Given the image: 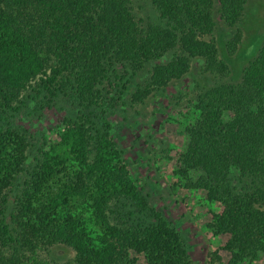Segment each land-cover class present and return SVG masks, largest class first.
Returning a JSON list of instances; mask_svg holds the SVG:
<instances>
[{
  "label": "trees",
  "instance_id": "obj_1",
  "mask_svg": "<svg viewBox=\"0 0 264 264\" xmlns=\"http://www.w3.org/2000/svg\"><path fill=\"white\" fill-rule=\"evenodd\" d=\"M149 1L164 22L143 23L131 0H0V106L14 108L32 86L70 84L89 107L114 65L140 70L171 51L131 93L142 102L198 61L218 79L197 93L178 172L188 178L200 169L188 185L222 203L208 227L230 234L232 263L264 254V105L249 95L264 93V40L239 80H226L228 64L211 37L215 0ZM245 1L218 0L220 17L236 26ZM241 38L237 27L230 53ZM106 119L94 126L86 113L65 118L47 148L27 129L0 123V264H133L130 248L146 264H193L182 234L129 175ZM53 244L73 255L42 258Z\"/></svg>",
  "mask_w": 264,
  "mask_h": 264
},
{
  "label": "rangeland",
  "instance_id": "obj_2",
  "mask_svg": "<svg viewBox=\"0 0 264 264\" xmlns=\"http://www.w3.org/2000/svg\"><path fill=\"white\" fill-rule=\"evenodd\" d=\"M131 4L143 23L164 22L149 0H131ZM213 16L215 27L211 37L229 68L224 79L236 82L242 67L257 53L264 40V0H246L236 26L227 24L220 17L218 0L214 2ZM237 27L242 31V38L236 51L230 53L227 40ZM171 56L172 52L167 51L162 58L151 60L140 70H133L127 64L114 65L107 78L96 87L98 97L89 107L74 96L70 84L55 86L49 92H37L33 86L29 87L20 101L13 104L14 108L0 106V123L11 122L27 129L33 134L36 145L47 148L59 138L65 118L86 113L93 125L99 126L105 115L112 125L110 136L122 150L121 158L129 175L148 203L160 210L182 234L193 264H264L261 253L237 263L231 262L230 234L227 231L213 233L208 227L212 213L220 211L222 203L209 199L205 189L188 185L199 177L200 169H190L188 178L178 172L182 165L181 153L189 139L186 127L198 115L195 109L197 93L218 78L203 72L199 62L193 60L185 75L152 91L142 102L131 98L133 90L141 88L150 78L152 65ZM249 95L264 105V93L255 94L253 90ZM233 184L238 185L236 179ZM140 216L144 217L142 213ZM212 251L220 255V259L211 257ZM129 253L135 258L133 264H146L142 251L130 248ZM39 255L63 262L73 255V251L64 244H53L41 250Z\"/></svg>",
  "mask_w": 264,
  "mask_h": 264
}]
</instances>
